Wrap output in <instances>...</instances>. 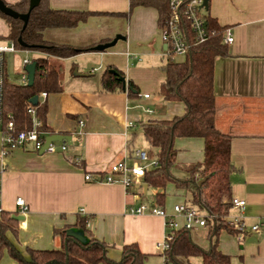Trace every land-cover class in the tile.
Here are the masks:
<instances>
[{"label": "crops", "instance_id": "1", "mask_svg": "<svg viewBox=\"0 0 264 264\" xmlns=\"http://www.w3.org/2000/svg\"><path fill=\"white\" fill-rule=\"evenodd\" d=\"M4 1L15 4L21 0ZM136 1L140 0H48L52 9L92 14L75 27H51L42 32L49 42L84 50L72 57H49L60 70L62 91L46 96L47 124L55 133L71 135L72 143L65 151L58 148L43 154L28 143L0 161L5 170L4 212L16 214L18 197L29 207L24 222L18 221L17 236L7 234L25 256L27 248L58 247L60 241L54 230L74 225L80 215L90 216L88 228L93 236L111 245V259L119 260L122 247L136 243L148 256L146 264L164 263L157 246L166 234L164 219L127 211L130 205L154 203L156 189L147 186L145 191L143 185V193L134 195L139 188L127 194L121 184L85 179L87 173L94 178L103 176L118 161L131 164L133 151L143 148L141 124L168 120L185 111L182 102L165 101L158 93L166 61L159 10L152 5L133 4ZM206 14L219 26L229 28L234 37L227 44L228 54L214 61L213 91L218 108L215 125L232 136L234 170L225 199L245 200L242 214L249 226L264 219V0H209ZM8 34L9 25L0 16V44L8 42ZM111 42L104 50L95 49ZM37 56L43 54L34 52ZM109 67L123 73L126 88L128 82L137 86L135 97H128L126 89L112 93L103 89L101 76ZM79 121L85 122L82 136L76 133ZM133 133L135 141L129 147ZM174 147L178 164L203 161L202 138L179 137ZM173 172L185 176L176 168ZM150 190L153 195L146 202ZM174 192L176 197L165 198L163 206L169 215L175 204L185 203L188 198L183 189L175 187ZM238 213V209L231 210V215ZM206 234V227L191 233L193 241L203 248L209 247ZM239 235L240 239L230 235V240L224 241L219 237L218 248L231 256V264H264V232ZM158 257L161 262L156 260ZM7 264L15 261L11 259Z\"/></svg>", "mask_w": 264, "mask_h": 264}, {"label": "trees", "instance_id": "2", "mask_svg": "<svg viewBox=\"0 0 264 264\" xmlns=\"http://www.w3.org/2000/svg\"><path fill=\"white\" fill-rule=\"evenodd\" d=\"M6 4L19 13H27L29 10V0ZM133 4L156 6L159 10L158 25L164 26L169 16L167 0H140ZM91 14L92 12L79 10L52 9L48 0H40L30 11L27 25L23 28L21 19L8 17L0 12V16L9 25L8 41H12L19 50L43 54L32 59L36 62L32 85L14 83L5 73L2 98L4 124L12 121L16 132L31 129L32 116L28 113V107L31 106L30 99L38 96V103L34 108L42 123L39 130L44 136L55 133L47 124V100L41 98L42 92L48 95L62 91L60 70L49 57L67 58L84 50L49 42L44 39L42 32L51 27H75L80 22H85ZM205 19L208 28L216 30V34L204 43L193 44L183 60L166 59L163 65L165 78L160 83L158 93L165 101L182 102L185 106L184 113L168 120H150L140 125L143 137L151 148L148 154L158 161V166L147 171L143 179L144 184L156 189L154 203L164 206L166 186L172 183L176 188L186 191V205L196 207L207 215L206 237L209 247L203 248L195 243L190 230H170L166 237L168 248L161 253L168 264H192V257H199L201 264H231V256L218 248L219 237L222 231L233 236L239 233L226 220L231 213V205L225 197L230 191L229 176L234 170L231 163L232 136L221 132L215 125L218 108L213 91L214 61L216 57L228 54L227 44L222 43L225 27L219 26L208 14ZM181 25L190 36V27L183 18ZM19 39L24 43L23 46ZM121 78L124 76L120 70L107 68L101 76L103 89L108 93L123 90ZM126 90L130 98L138 94L137 86L132 82H128ZM179 137L202 138L203 161L178 164L174 142ZM131 141H135V133L128 142L129 147ZM152 149L156 150L155 154ZM174 168L184 172L185 176H176ZM202 179L205 181L199 184ZM90 220V216L78 215L74 225L54 230V236L60 241L59 248H27L25 256L7 235L10 232L14 237L17 236L18 221L10 213L2 212L0 255L4 249L7 250L15 264H146L148 256L141 252L136 243L124 245L119 260L111 259L108 256L111 245L93 236L88 228ZM72 228L82 232L85 241L67 235V230Z\"/></svg>", "mask_w": 264, "mask_h": 264}, {"label": "built area", "instance_id": "3", "mask_svg": "<svg viewBox=\"0 0 264 264\" xmlns=\"http://www.w3.org/2000/svg\"><path fill=\"white\" fill-rule=\"evenodd\" d=\"M204 0H167L169 7V16L165 21L164 26L160 27L161 39L165 44L164 56L166 59L178 61L179 58H185L186 53L193 44H200L208 41L216 34V30L209 29L205 19L206 10L203 6ZM184 19L190 27L191 35L188 36L181 25V19ZM234 40L233 34L229 28H225L223 32L222 43L231 44ZM18 49L12 41L0 44V161L7 157L14 149L22 147L25 144L31 143L35 151H40L45 144L44 134L40 132L41 120L36 116V110L31 104L28 107V113L32 116V128L16 132L12 121L3 123L2 116V98L3 85L5 77V65L7 54L15 53ZM32 61L28 58L23 59V70L20 75L21 84L27 85V71L25 66ZM47 94L41 93V98L45 99ZM144 97H148L145 94ZM79 129L77 135L84 134V121L78 122ZM68 144L65 141H52L48 144L45 152L52 153L58 148L65 151ZM132 163L128 164L126 160L118 161L111 164L107 173L103 176L94 178L91 174L85 175L86 180L105 183H117L124 186L126 193L131 194L133 188H139L134 195L143 193V179L147 171L158 166L156 158H151L148 150L138 148L133 151ZM4 164L0 163V215L3 210L2 206V176L4 173ZM229 203L231 210L238 209L239 213L226 217L228 224L238 230L239 234L251 232L261 234L264 232V219L257 221L254 224L247 225L245 222L242 210L246 205L245 200L238 198H230ZM17 207L16 214L25 216L29 212V207L25 200L18 197L15 201ZM127 211L133 215L150 214L162 217L165 221L166 234L164 240L158 243V248L163 252L168 248L166 241L167 232L170 230L187 229L193 231L196 228L206 227L207 215L199 211L196 207L186 205L185 203L175 204L173 206V214L169 215L166 210L155 203H141L138 206H127ZM182 219V222L178 220ZM21 222H24L20 220ZM163 264H168L165 262Z\"/></svg>", "mask_w": 264, "mask_h": 264}, {"label": "water", "instance_id": "4", "mask_svg": "<svg viewBox=\"0 0 264 264\" xmlns=\"http://www.w3.org/2000/svg\"><path fill=\"white\" fill-rule=\"evenodd\" d=\"M40 0H29V10L27 13H19L17 11H15L14 9H12L10 6H8L3 0H0V12H2L4 15L11 17V18H19L23 21V28L26 27L28 19H29V15H30V11L36 7L39 4ZM203 6H204V10H208V6H209V0H204L203 1ZM19 43L23 46L24 43L21 41V39H19ZM113 44V42L111 43H106V44H100L98 46H96V50H104L108 47H110ZM35 67H36V62L32 61L30 64H27L25 66V70L27 71V85H32L33 81H34V73H35ZM121 80L123 81V90L126 89V81L124 78H121ZM30 103L35 106L38 103V96H34L33 98L30 99ZM45 144L44 147L39 151L40 154L45 153V150L48 146V144L52 141H65L67 144H71L72 143V136L71 135H66V134H59V133H54L52 135H48L45 138ZM205 179H202L199 181V184H201L202 182H204ZM147 189V184H144V190L146 191ZM12 218H14L16 221H20L24 219V216L22 215H16L14 214L12 216ZM67 235L72 236L76 239H78L79 241H85V237L83 235L82 232L78 231L77 229H69L67 230Z\"/></svg>", "mask_w": 264, "mask_h": 264}, {"label": "rangeland", "instance_id": "5", "mask_svg": "<svg viewBox=\"0 0 264 264\" xmlns=\"http://www.w3.org/2000/svg\"><path fill=\"white\" fill-rule=\"evenodd\" d=\"M205 13V11H204ZM29 58L32 59L34 57V51H29V50H22V51H17L15 53H11V54H7L6 56V65H5V73L7 74V78L17 84H21V80H20V75L22 73L23 70V64L22 61L24 58ZM165 62V61H164ZM143 142V149L146 150H150L151 148L147 145V143L145 142V139L142 140ZM153 154H155V151L152 149ZM167 186L169 188H171L172 190H170V192H168V187L166 190V198H168V196H170V198H175L176 194L174 192L175 187H173L172 183H168ZM152 190H150L147 194H146V202L150 201V199L152 198ZM231 234H229L226 231H222L221 235H220V239L221 241L224 240H230V236ZM60 245L55 248L52 249H57L59 248ZM159 259H156L158 261L161 262V257H158ZM12 258L9 256L7 250H3L2 254L0 255V264H7L8 261H10ZM191 262L192 264H201V259L199 257H192L191 258Z\"/></svg>", "mask_w": 264, "mask_h": 264}]
</instances>
